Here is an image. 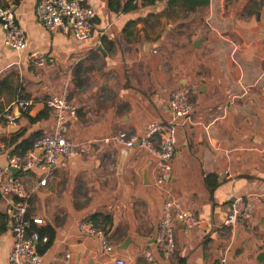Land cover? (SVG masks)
<instances>
[{
    "label": "crops",
    "instance_id": "obj_1",
    "mask_svg": "<svg viewBox=\"0 0 264 264\" xmlns=\"http://www.w3.org/2000/svg\"><path fill=\"white\" fill-rule=\"evenodd\" d=\"M79 1L96 13L85 41L47 32L35 16L38 0H0L27 39L22 51L8 48L0 28V140L7 150L53 129L50 97L77 108L67 134L74 152L56 162L44 187L38 172L22 176L32 191L27 216L42 220L33 227L53 232L46 247L36 244L40 264H264V0H209L191 12L167 0H115L113 9L109 0ZM179 88L190 89L192 108L175 120V152L158 185L157 158L115 137H141L148 124L171 121L169 101ZM18 100L30 104L20 109ZM18 109L9 124L4 115ZM42 112L47 116L29 121ZM236 196L249 198L252 212L229 228L224 220ZM168 198L203 224L186 230L176 222L175 252L163 259L155 238ZM7 207L0 198V264H9L12 246ZM93 216L109 254L77 229Z\"/></svg>",
    "mask_w": 264,
    "mask_h": 264
},
{
    "label": "built area",
    "instance_id": "obj_2",
    "mask_svg": "<svg viewBox=\"0 0 264 264\" xmlns=\"http://www.w3.org/2000/svg\"><path fill=\"white\" fill-rule=\"evenodd\" d=\"M95 15L93 8L79 0H38L35 8L37 21L47 32L69 35L76 41H85L91 37ZM0 28L4 34L6 47L17 51L27 47L26 36L9 7H0ZM190 93L189 88H179L172 93L169 101L172 120L166 124L158 122L148 124L141 137L125 131L119 132L115 137L117 144L123 148L139 146L157 158L160 169V176L156 180L158 185L162 184L164 173L170 171V163L175 152V120L187 119L190 115L192 108ZM17 104L23 109L30 101L18 100ZM45 105L55 116L54 127L51 131L41 134L30 149L11 153L0 140V156L6 161L4 166H0V198H4L8 203L12 238L8 254L9 264H40L36 244H45L48 241L47 236H40L36 231L30 230L33 225H41L42 220L27 216V200L32 191L28 189L22 176L29 172H38L37 184L44 187L56 162L74 152V146L67 140V134L70 124L77 118L76 106L62 96L50 97ZM20 109L16 114L4 115L9 124L13 125L21 115ZM153 138L157 139L156 144L153 143ZM38 149H42V152L37 156L34 151ZM251 212L252 203L249 198L233 197L224 226L233 228L238 222H247ZM176 222L183 224L186 230L200 228L203 224V220L190 210L180 209L174 200L166 199L155 238V245L163 259H170L175 252L173 228ZM77 229L88 237L99 239L105 254L112 252L104 229L91 220H79ZM145 257L152 261L149 254L145 253ZM115 264H124V260L117 258ZM219 264H225V259L221 258Z\"/></svg>",
    "mask_w": 264,
    "mask_h": 264
},
{
    "label": "trees",
    "instance_id": "obj_3",
    "mask_svg": "<svg viewBox=\"0 0 264 264\" xmlns=\"http://www.w3.org/2000/svg\"><path fill=\"white\" fill-rule=\"evenodd\" d=\"M209 0H167V4L169 7H179L182 9L184 12H191L193 11L196 7H201L207 5ZM114 4H117V1L115 0H109V7L114 8ZM130 8H133L132 6ZM20 114H22V111L20 110ZM47 114L42 112L37 114L35 118H29V121L34 123L43 117H46ZM41 134L36 133L28 137L27 139L23 140L21 143H19L15 148H14V153L15 152H24L28 149H30L34 143V141L40 136ZM97 216H93L90 220L92 222H95L97 220ZM30 230L36 231L40 236H47L48 241L45 243L43 246L46 247L50 240L52 239L53 232L47 228L45 229H38L35 227H31Z\"/></svg>",
    "mask_w": 264,
    "mask_h": 264
},
{
    "label": "water",
    "instance_id": "obj_4",
    "mask_svg": "<svg viewBox=\"0 0 264 264\" xmlns=\"http://www.w3.org/2000/svg\"><path fill=\"white\" fill-rule=\"evenodd\" d=\"M41 152H42V149H38V150H35V151H34V154L38 156ZM121 161H122V160H121Z\"/></svg>",
    "mask_w": 264,
    "mask_h": 264
}]
</instances>
